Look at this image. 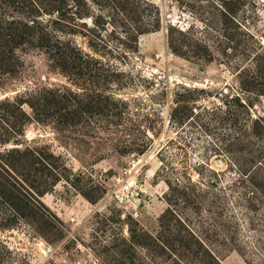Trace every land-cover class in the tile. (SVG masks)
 Returning a JSON list of instances; mask_svg holds the SVG:
<instances>
[{
	"label": "rangeland",
	"instance_id": "rangeland-1",
	"mask_svg": "<svg viewBox=\"0 0 264 264\" xmlns=\"http://www.w3.org/2000/svg\"><path fill=\"white\" fill-rule=\"evenodd\" d=\"M258 118L264 0H0V264H249Z\"/></svg>",
	"mask_w": 264,
	"mask_h": 264
},
{
	"label": "trees",
	"instance_id": "trees-1",
	"mask_svg": "<svg viewBox=\"0 0 264 264\" xmlns=\"http://www.w3.org/2000/svg\"><path fill=\"white\" fill-rule=\"evenodd\" d=\"M263 119L258 118L254 121L253 126L251 128L252 133L262 139V134L264 132V124ZM242 136L244 137L243 133ZM234 141L236 144H243V138L237 135L234 136ZM245 149L243 147H238L237 152L239 154H243ZM242 158V157H241ZM264 157L256 156L252 160V163L256 162L257 160L259 163L257 164V170L261 175L264 177ZM241 171L239 172V174ZM243 174V173H242ZM241 177V175H240ZM253 186L263 194L264 198V182L256 183L254 180L252 181ZM264 203V202H263ZM252 213H248V221L243 223L242 225H237L238 229L242 231L244 236L252 235L254 241L247 242L246 245L248 246V251L252 258H249V264H264V207L255 209L253 206L250 207ZM213 261V260H212ZM212 261H206V264H213Z\"/></svg>",
	"mask_w": 264,
	"mask_h": 264
}]
</instances>
